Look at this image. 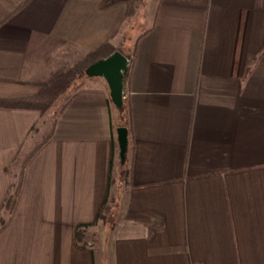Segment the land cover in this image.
Here are the masks:
<instances>
[{
    "label": "crops",
    "instance_id": "crops-1",
    "mask_svg": "<svg viewBox=\"0 0 264 264\" xmlns=\"http://www.w3.org/2000/svg\"><path fill=\"white\" fill-rule=\"evenodd\" d=\"M141 35L114 226L98 219L119 145L107 81L80 79L45 113L0 105V212L13 166L52 132L0 230V264H264V0H0V98L35 96Z\"/></svg>",
    "mask_w": 264,
    "mask_h": 264
},
{
    "label": "trees",
    "instance_id": "trees-1",
    "mask_svg": "<svg viewBox=\"0 0 264 264\" xmlns=\"http://www.w3.org/2000/svg\"><path fill=\"white\" fill-rule=\"evenodd\" d=\"M143 35V34H142ZM138 37L134 41L133 48L126 51L123 48L116 47L110 42L104 44L100 48L79 57L73 64L67 66L64 72L53 80L50 83L41 85L39 93L32 97H22V98H0V105L9 107V108H26V109H38L42 112H47L51 110L60 98L68 92V90L80 79L90 78L95 79L97 77H88L86 74V69L96 61L108 58L113 53L121 51L128 58V71L124 75V92H123V106L121 108L117 107L110 96L111 101V117L112 123L115 130L118 131L119 127H126L129 130V133L132 132V108L129 98L126 95V90L132 80L133 69L137 58V43L142 37ZM107 88L110 92V88L107 85ZM52 133V132H51ZM49 136L35 149L30 155L22 162L21 170L19 175L13 180L10 191L6 197L5 203L0 212V230L6 225L8 219L14 211L18 197L23 187L25 168L36 153L37 149L46 143L51 136ZM117 144V149L119 145ZM119 167L121 171L119 172L120 176L130 175V170L127 168V162L122 163L120 155L118 153ZM112 179V178H111ZM112 183V180H111ZM108 204V203H107ZM105 204L103 210L99 214V220H102L103 223H108L109 216L105 215V209L107 207ZM94 224H82L75 231V240L79 246H87L90 241L89 229Z\"/></svg>",
    "mask_w": 264,
    "mask_h": 264
},
{
    "label": "water",
    "instance_id": "water-1",
    "mask_svg": "<svg viewBox=\"0 0 264 264\" xmlns=\"http://www.w3.org/2000/svg\"><path fill=\"white\" fill-rule=\"evenodd\" d=\"M128 71V58L121 51L113 53L91 64L86 69L88 77H103L110 88L113 103L121 108L123 106L124 75ZM119 154L121 162L125 163L128 151L129 130L126 127L118 128Z\"/></svg>",
    "mask_w": 264,
    "mask_h": 264
},
{
    "label": "rangeland",
    "instance_id": "rangeland-1",
    "mask_svg": "<svg viewBox=\"0 0 264 264\" xmlns=\"http://www.w3.org/2000/svg\"><path fill=\"white\" fill-rule=\"evenodd\" d=\"M145 1V0H144ZM152 2H155V0H152ZM142 10V11H145L143 8H139V11ZM136 21H142L139 25V28L141 27L142 23H143V20L142 19H138ZM135 21V22H136ZM138 24H136L135 26H137ZM132 41V40H131ZM132 44L133 41L131 42ZM130 40L128 42V44L130 45ZM74 63V62H73ZM71 63V64H73ZM69 64V65H71ZM68 65V66H69ZM64 72V71H63ZM74 86V85H73ZM72 86V87H73ZM70 88L69 90H72L73 88ZM68 90V91H69ZM68 95H67V92L60 98V100L57 102L56 105H58L59 103H62L63 100L67 99ZM60 105V104H59ZM58 105V106H59ZM57 106V107H58ZM56 107V108H57ZM55 110V109H54ZM54 112V111H53ZM36 145H40V144H35ZM35 148V147H34ZM33 148V149H34ZM32 151L31 148H28L27 149V153L29 154L30 152ZM118 153H119V149L117 150V156H118ZM27 154V155H28ZM25 155V154H24ZM26 155V156H27ZM116 156V157H117ZM24 161V159H21L20 161H18V163H16L14 166H13V170H15L16 172V177L19 175V172L21 170V165H22V162ZM116 170H115V177H116V181H115V184H114V191L111 193V198L109 200V203L107 204V207L105 209V215L109 216V220H108V223L109 226H114L116 223H117V219H118V216H119V212L122 211V209L124 208V202H125V199H126V195H127V189H128V186L125 184V180L128 179V175H122V176H119L118 175V171L117 170H121L120 167H119V161H118V158H116ZM14 172V171H13ZM15 179V177L13 178V180ZM92 243L94 241V236H92L91 240H90Z\"/></svg>",
    "mask_w": 264,
    "mask_h": 264
}]
</instances>
